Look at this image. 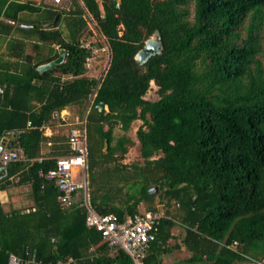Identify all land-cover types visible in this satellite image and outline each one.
Masks as SVG:
<instances>
[{
	"label": "trees",
	"instance_id": "trees-1",
	"mask_svg": "<svg viewBox=\"0 0 264 264\" xmlns=\"http://www.w3.org/2000/svg\"><path fill=\"white\" fill-rule=\"evenodd\" d=\"M80 1L65 10L0 0V141L20 150V158L5 164L0 189L28 183L34 202V209L10 212L0 202V264L8 253L20 264L68 256L73 264H132L85 225L83 205H62L46 178L57 157L72 153L70 130L48 137L40 126L71 105L85 110L92 208L120 222L140 213L142 203L164 213L144 264L159 263L177 223L191 252L181 264L264 259V0H120L118 7L113 0ZM85 12L109 49L99 78L87 76L91 48L84 40L92 31ZM154 29L162 50L138 65L134 55ZM61 50L63 63L37 70ZM151 81L155 100L144 98ZM100 101L106 112L95 108ZM137 119L140 160L128 164L122 159L134 141L126 132ZM16 128L24 131L7 135ZM152 187L158 192L148 193Z\"/></svg>",
	"mask_w": 264,
	"mask_h": 264
},
{
	"label": "built area",
	"instance_id": "built-area-1",
	"mask_svg": "<svg viewBox=\"0 0 264 264\" xmlns=\"http://www.w3.org/2000/svg\"><path fill=\"white\" fill-rule=\"evenodd\" d=\"M40 1V0H39ZM43 4L58 7L68 10L71 7L72 0H42ZM79 5H82L80 0H76ZM87 19L92 20L91 16L85 12ZM85 47H89L90 43H85ZM105 48L108 52L107 44ZM86 67L91 68L93 62L92 49L91 55L86 60ZM66 75H61V79L66 78ZM97 88V87H96ZM96 88L92 93L88 107L95 96ZM3 87L0 86V93L3 92ZM44 123L40 128L44 127ZM27 128L34 127L30 121L27 122ZM24 131V128H16L8 130V136H19ZM69 146L72 153L69 155L59 156L55 160V166L46 173L47 179H52L58 190V200L62 205L71 206L75 203L83 205L85 209V225L89 228L97 230L102 239L105 240L111 250L122 249L131 259L132 264H144V257L149 248L150 243L155 240L158 231V222L164 216L162 211H147L136 213L120 222L113 214H100L96 212L88 201V190L86 180V133H85V116L77 121V127L73 128L68 137ZM20 158V150L17 147L6 148V145L0 153V163L6 164L10 161H15ZM75 168L80 169V180L75 179ZM237 241H234L229 247L235 248ZM246 256V255H245ZM247 257V256H246ZM251 264H264V259L255 260L248 257ZM28 262H33L29 260ZM75 259L68 256L56 262H43L38 260V264H73ZM21 260L13 253L8 254L7 264H20Z\"/></svg>",
	"mask_w": 264,
	"mask_h": 264
},
{
	"label": "crops",
	"instance_id": "crops-1",
	"mask_svg": "<svg viewBox=\"0 0 264 264\" xmlns=\"http://www.w3.org/2000/svg\"><path fill=\"white\" fill-rule=\"evenodd\" d=\"M79 113L78 106L71 105L61 109L60 112L56 114L57 119L55 121H51L49 124H45L42 128L45 135L50 137L58 135L59 133L68 134L69 130L71 131L73 128L77 127L78 119L85 116V110L81 115H79ZM49 141L43 144L41 150L42 153L46 154L50 150ZM0 202L6 212H10L12 210L28 211L31 208L34 209L30 184L10 185L4 189H0ZM143 212L147 211L143 208V210H140V213ZM182 231L183 227L180 223H177L171 228L170 233L172 237L165 244L164 250L161 251L158 264H181L191 256V252L185 249L181 242L183 235ZM176 250L178 251L177 254L184 253L185 257H178V255L176 257Z\"/></svg>",
	"mask_w": 264,
	"mask_h": 264
},
{
	"label": "rangeland",
	"instance_id": "rangeland-1",
	"mask_svg": "<svg viewBox=\"0 0 264 264\" xmlns=\"http://www.w3.org/2000/svg\"><path fill=\"white\" fill-rule=\"evenodd\" d=\"M38 2H42V0H35ZM100 3V0H97ZM74 7V3L72 0V4L70 9H72ZM101 7V6H100ZM192 7V6H191ZM33 17V15H30ZM89 27L91 29V34L90 36L87 37L86 40H84V44L85 43H90L91 49H92V57H93V62L91 63V68L88 69L87 71V76L88 77H95V78H99L101 77V75L103 74V72L105 71V68L107 67L108 64V52L107 49L105 48V45L107 44L105 39L103 38V36H101V34L95 29V23L93 20H89L87 19ZM157 86L151 81L150 82V87L147 90L146 94L144 95V98L149 99V100H155L158 98V94L156 92ZM89 103V102H88ZM82 113H79V115H81ZM141 124V120L137 119L132 121L129 129L127 130V135H129L133 141H134V145L128 148L127 153L125 154L124 158L122 159V161L124 163H132L133 161L136 160H140L139 157V145L137 142V138L135 137V131L137 129V127ZM114 135L115 137L119 136L122 133V130L119 126H116L114 128ZM75 172H77L75 174V179L76 180H80L81 178V173H80V169L78 171V168L75 170ZM158 192V188L157 190L154 192L156 193ZM158 196H156L154 198V203L158 204V209H162L161 205L158 203ZM145 207V205L142 203L139 205V209L143 210V208ZM161 211V210H160ZM177 250H176V257L178 255V257H185V254H177ZM233 264H251V262L245 258H240V259H236Z\"/></svg>",
	"mask_w": 264,
	"mask_h": 264
},
{
	"label": "water",
	"instance_id": "water-1",
	"mask_svg": "<svg viewBox=\"0 0 264 264\" xmlns=\"http://www.w3.org/2000/svg\"><path fill=\"white\" fill-rule=\"evenodd\" d=\"M114 5L116 7L119 6V2L120 0H113ZM56 18L57 16H55V18L53 19L52 22L45 24V27H51L55 24L56 22ZM18 25L23 26V27H34L35 25H28V24H23V23H19ZM162 39L159 33L158 29H154L153 33L144 41L143 46L135 53L134 55V60L138 65H142L143 63H145L151 56L158 54L161 50H162ZM65 56H66V51L65 50H61L60 53L58 54L57 57H55L54 59L46 62V63H42L40 65L37 66V70L39 72H44L48 69H51L53 67H56L58 65H60L61 63L64 62L65 60ZM106 105L104 102L100 101L95 105V108L98 109L101 112H106ZM6 143V138H2L0 141V153L2 151V149L4 148ZM106 147V144H105ZM7 175V167L5 164H1L0 165V179H2L3 177H5ZM157 190V187H152L150 189H148V193H153ZM206 258V256H205Z\"/></svg>",
	"mask_w": 264,
	"mask_h": 264
}]
</instances>
